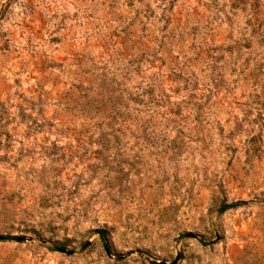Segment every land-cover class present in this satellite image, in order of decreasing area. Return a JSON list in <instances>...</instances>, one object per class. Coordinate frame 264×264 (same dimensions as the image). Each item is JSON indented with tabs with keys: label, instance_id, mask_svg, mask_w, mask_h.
Instances as JSON below:
<instances>
[{
	"label": "rangeland",
	"instance_id": "374dc122",
	"mask_svg": "<svg viewBox=\"0 0 264 264\" xmlns=\"http://www.w3.org/2000/svg\"><path fill=\"white\" fill-rule=\"evenodd\" d=\"M0 235V264H264V0H0Z\"/></svg>",
	"mask_w": 264,
	"mask_h": 264
},
{
	"label": "trees",
	"instance_id": "16d2710c",
	"mask_svg": "<svg viewBox=\"0 0 264 264\" xmlns=\"http://www.w3.org/2000/svg\"><path fill=\"white\" fill-rule=\"evenodd\" d=\"M100 237H101L102 239H104L105 235H104L103 233H101V234H100ZM8 238H10V237L5 236V235H0V239H2V240H6V239H8Z\"/></svg>",
	"mask_w": 264,
	"mask_h": 264
}]
</instances>
